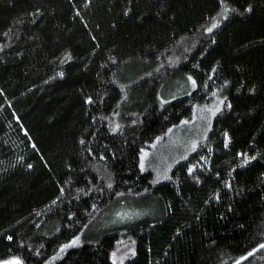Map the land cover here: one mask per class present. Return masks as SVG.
<instances>
[{"label": "trees", "instance_id": "16d2710c", "mask_svg": "<svg viewBox=\"0 0 264 264\" xmlns=\"http://www.w3.org/2000/svg\"><path fill=\"white\" fill-rule=\"evenodd\" d=\"M199 112L154 180L142 154ZM262 245L264 0H0V262L264 264Z\"/></svg>", "mask_w": 264, "mask_h": 264}, {"label": "rangeland", "instance_id": "374dc122", "mask_svg": "<svg viewBox=\"0 0 264 264\" xmlns=\"http://www.w3.org/2000/svg\"><path fill=\"white\" fill-rule=\"evenodd\" d=\"M204 122L203 114L197 113L188 123L181 124L177 127L172 133L168 131L164 135L163 141H156L152 145H150L148 152H144L142 154V160L149 158L154 162L155 175L154 180L159 179V177H163L164 174V164L166 163V159L171 155L170 153L175 150L183 151L184 149L189 148V141L186 140L187 135H182L185 130H193L192 132H197L200 124ZM205 123H203L204 125ZM180 135V136H179ZM152 163V162H151ZM152 167V166H151ZM153 169V170H154ZM152 170V171H153ZM0 264H5L4 262H0Z\"/></svg>", "mask_w": 264, "mask_h": 264}, {"label": "snow or ice", "instance_id": "6c2138e0", "mask_svg": "<svg viewBox=\"0 0 264 264\" xmlns=\"http://www.w3.org/2000/svg\"><path fill=\"white\" fill-rule=\"evenodd\" d=\"M213 27H215V25H213ZM209 31H211V29H209ZM262 247H264V245H262ZM12 264H18V262L13 261Z\"/></svg>", "mask_w": 264, "mask_h": 264}]
</instances>
